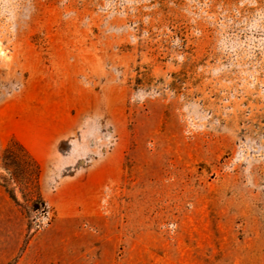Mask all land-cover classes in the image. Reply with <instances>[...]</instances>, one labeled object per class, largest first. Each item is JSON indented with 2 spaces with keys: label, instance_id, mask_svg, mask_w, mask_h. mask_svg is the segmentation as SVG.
I'll return each mask as SVG.
<instances>
[{
  "label": "rangeland",
  "instance_id": "rangeland-1",
  "mask_svg": "<svg viewBox=\"0 0 264 264\" xmlns=\"http://www.w3.org/2000/svg\"><path fill=\"white\" fill-rule=\"evenodd\" d=\"M29 247L264 264V0H0V264Z\"/></svg>",
  "mask_w": 264,
  "mask_h": 264
},
{
  "label": "crops",
  "instance_id": "crops-1",
  "mask_svg": "<svg viewBox=\"0 0 264 264\" xmlns=\"http://www.w3.org/2000/svg\"><path fill=\"white\" fill-rule=\"evenodd\" d=\"M89 250L74 249L67 250V247H54L49 249L47 253H41L35 247H29L18 258L16 264H138L135 262L122 261H105L100 259H91ZM141 264H208V263H190V262H175V263H141ZM218 264V263H210ZM237 264V263H233Z\"/></svg>",
  "mask_w": 264,
  "mask_h": 264
}]
</instances>
